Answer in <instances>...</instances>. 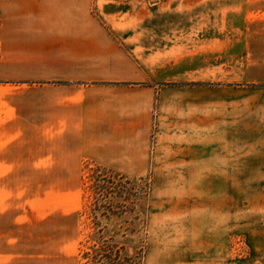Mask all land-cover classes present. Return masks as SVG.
Returning a JSON list of instances; mask_svg holds the SVG:
<instances>
[{
  "label": "rangeland",
  "instance_id": "obj_1",
  "mask_svg": "<svg viewBox=\"0 0 264 264\" xmlns=\"http://www.w3.org/2000/svg\"><path fill=\"white\" fill-rule=\"evenodd\" d=\"M75 86L144 114L158 155L199 134L247 172L65 165L29 142ZM223 263L264 264V0H0V264Z\"/></svg>",
  "mask_w": 264,
  "mask_h": 264
},
{
  "label": "crops",
  "instance_id": "obj_2",
  "mask_svg": "<svg viewBox=\"0 0 264 264\" xmlns=\"http://www.w3.org/2000/svg\"><path fill=\"white\" fill-rule=\"evenodd\" d=\"M94 87L85 89L84 87L75 86L71 88H62L64 98L60 103V106L55 108L56 105L48 106L47 120L49 125H54V128H49V136L46 141H38L35 138L31 139L29 143L43 145V147L49 152H56L62 150L63 152H71V158H65L71 160V162L64 163L65 165L74 166L80 161L94 162L99 165H105L110 167H118L123 165L130 170L122 171L123 174H142L144 170H135L136 168H148L149 165L156 164L154 168L166 169L159 170L158 173H185V174H210V173H222V174H237L246 173V165L249 158L244 154L238 155H223L216 156L211 154L199 153L197 151L206 149V145H201L199 134H197L196 144H193V153H181L182 147L173 145L168 147L167 145L160 146L161 149L170 148L173 153H156L157 146L152 150L151 142L149 141L151 136V122H148V118L144 114H133L131 118L129 116H121V103H103L101 100H87L86 93H89ZM55 91V90H53ZM73 95V97H71ZM73 98V99H72ZM130 107V103L127 104ZM128 109V108H127ZM22 120L24 121L25 115L20 113ZM20 114H17V118L20 119ZM35 117H38L35 115ZM129 118L132 121H125L123 118ZM139 119L135 121V119ZM35 118L31 117L29 122L32 126L35 124ZM141 119V120H140ZM38 120V118H37ZM239 120V121H237ZM244 117L231 121L229 125V134L232 130L236 134L239 131H243L244 135L247 134V125L243 124ZM56 123L62 126L63 129L58 134V139L55 135ZM193 131L200 129L199 119L195 121ZM210 124L206 126L207 131H212ZM159 134L164 135L167 128L165 126H159ZM51 131V135L50 134ZM48 133V132H47ZM123 135L127 136L126 139ZM232 137V136H231ZM163 137H157V144L162 141ZM246 140L239 139V142ZM194 142V141H193ZM237 142L235 138H229L228 143ZM203 143H211L210 141H203ZM43 148V149H44ZM131 150H137L139 156L123 158L122 154ZM149 150L152 153H149ZM75 152V153H73ZM155 152V153H154ZM66 157V156H65ZM58 159L57 155L50 157V159ZM60 161V160H58ZM57 165H60L57 163ZM223 168V170L216 171ZM176 169L169 172L167 169ZM181 169V170H178ZM214 169V170H212ZM65 173H68L66 171ZM230 264V263H223Z\"/></svg>",
  "mask_w": 264,
  "mask_h": 264
}]
</instances>
